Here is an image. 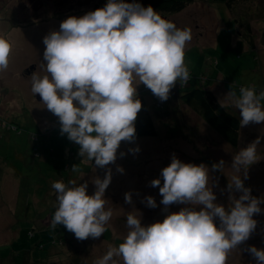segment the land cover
<instances>
[{"label":"rangeland","instance_id":"374dc122","mask_svg":"<svg viewBox=\"0 0 264 264\" xmlns=\"http://www.w3.org/2000/svg\"><path fill=\"white\" fill-rule=\"evenodd\" d=\"M97 2L0 0V36L9 38L13 44L9 66L0 72V264H94L106 254L109 245L118 246L122 242L128 231L126 216L133 206L142 214L145 225L163 220L168 214L160 203L159 187L163 186L161 171L172 162L173 154L182 162L204 163L210 169L221 159L230 167L236 152L264 137V122L250 123L241 127L239 142L233 145L181 99L179 82L166 101L140 84L138 94L148 100L158 135L122 141L116 161L104 168L95 166L94 159L83 160L78 155L80 146L70 141L67 134L61 135L59 118L39 101L42 99L39 94L32 93L31 76L35 72L41 77L47 74L40 67L46 64L44 37L54 29L59 30L70 16L95 11ZM244 3L238 12L241 14L242 8H248L253 14L248 18L258 43L255 48L243 35L245 26L237 23L225 2L196 0L167 17L177 27L192 30L185 58L193 80L189 81L190 87L199 76L212 77L211 88L218 100L231 90L232 84L237 94L243 86L255 85L258 93L264 90V0ZM29 68L35 69L30 75L26 73ZM227 108L239 115L235 107ZM13 123L17 126H12ZM136 147L139 152L129 151ZM257 151L264 156V139ZM74 165H78L79 171L71 170ZM118 167L124 171L119 172ZM109 168L112 180L105 198L106 209L113 210V217L108 231L99 238L81 241L64 225L53 229L51 220L57 202L52 183L87 182L91 195L96 191L92 181L96 177L103 179ZM226 172L232 175L230 168ZM210 176L217 202L227 207L228 176L219 170L210 172ZM156 178L161 179V185L152 187L150 182ZM244 184L251 189L252 196L264 200V159L249 167ZM128 192L132 193V204L125 202ZM149 195L156 199V208L142 202ZM239 195L240 192L235 193L237 198ZM184 206L173 204L169 212ZM261 209L253 216L257 220L256 229L230 253L227 264H256L245 249L253 245L264 249V202Z\"/></svg>","mask_w":264,"mask_h":264},{"label":"clouds","instance_id":"9594fccd","mask_svg":"<svg viewBox=\"0 0 264 264\" xmlns=\"http://www.w3.org/2000/svg\"><path fill=\"white\" fill-rule=\"evenodd\" d=\"M192 38L190 28L177 27L151 5L108 0L95 11L70 16L59 30L44 37L46 64L40 67L47 74L33 73L31 91L59 118L61 135L67 134L80 146L78 155L104 168L116 161L122 141L136 139L135 122L142 108L138 86L143 84L166 101L178 82L184 86L191 81L185 58ZM12 48L10 39L0 36V72L7 70ZM230 88L219 100L221 107H235L241 127L264 122V90L258 93L255 85L243 86L237 94L233 84ZM261 139L236 152L230 167L221 159L210 169L204 163L182 162L173 154L172 162L161 171L163 186L159 187L160 203L168 214L145 225L133 206L126 216L128 231L122 242L109 245L94 264H227L230 253L256 229L254 214L262 211L264 200L252 196L244 184L249 167L264 159L257 151ZM226 168L232 170L231 176ZM71 170L79 171L78 165ZM216 170L228 176L227 207L217 202L210 183V172ZM111 180L109 168L103 179L94 178L96 191L91 195L87 182H53L57 206L51 227L64 225L81 241L107 232L113 210L106 209L105 191ZM150 183L160 186L161 179ZM236 192L241 193L239 198ZM125 202L133 203L131 192L125 194ZM142 202L157 207L151 195ZM173 204L185 206L169 212ZM245 250L256 264H264V249L253 245Z\"/></svg>","mask_w":264,"mask_h":264},{"label":"trees","instance_id":"16d2710c","mask_svg":"<svg viewBox=\"0 0 264 264\" xmlns=\"http://www.w3.org/2000/svg\"><path fill=\"white\" fill-rule=\"evenodd\" d=\"M196 0H137L143 6L151 5L156 11L160 12L165 18L169 15L181 12ZM225 2L230 11L235 15L238 24L245 26V37L247 41L255 46V33L248 18L252 16V12L248 8H242L241 14L239 8L248 0H214ZM108 0H99L94 5V10L104 7ZM244 3V4H246ZM238 14V15H237ZM193 87L190 82L186 86L177 88L181 94V99L199 113L218 133H220L228 142L237 145L240 138V116L235 114L231 109L221 107L218 97L211 88L214 79L212 77L199 76L194 79ZM138 98L142 102V108L138 113L136 126V136L148 137L158 135V129L155 124L153 114L150 110L148 100L143 94H138Z\"/></svg>","mask_w":264,"mask_h":264},{"label":"flooded vegetation","instance_id":"af4514ba","mask_svg":"<svg viewBox=\"0 0 264 264\" xmlns=\"http://www.w3.org/2000/svg\"><path fill=\"white\" fill-rule=\"evenodd\" d=\"M0 10H1V9H0ZM34 70H35V69H34ZM34 70H33L32 68H29V69L26 70V73L30 75L31 72L34 71ZM39 101L42 102V99H39ZM12 126H17V125H16V123H15V124L13 123ZM15 128H17V127H15Z\"/></svg>","mask_w":264,"mask_h":264},{"label":"bare ground","instance_id":"6f19581e","mask_svg":"<svg viewBox=\"0 0 264 264\" xmlns=\"http://www.w3.org/2000/svg\"><path fill=\"white\" fill-rule=\"evenodd\" d=\"M13 22H14V21H13ZM15 22H16V21H15ZM15 22H14V23H15ZM11 23H12V21H11ZM12 25H14V24H12ZM23 27H24V26H23ZM52 27H53V26H52ZM20 28H21V26H20ZM54 28H55V27H54ZM24 29H25V27H24ZM24 29H23V30H24ZM9 30H10V29H9ZM54 30H55V29H54ZM16 31H17V29H16ZM24 31H25V30H24ZM12 32H13V31H12ZM10 34H12V33H10ZM10 34H8V35H10ZM13 41H14V40H13ZM15 41H16V40H15ZM117 189H118V188H117Z\"/></svg>","mask_w":264,"mask_h":264},{"label":"crops","instance_id":"0c3cea01","mask_svg":"<svg viewBox=\"0 0 264 264\" xmlns=\"http://www.w3.org/2000/svg\"><path fill=\"white\" fill-rule=\"evenodd\" d=\"M256 44H258V43H256ZM254 48H255V46H254ZM193 81V80H192Z\"/></svg>","mask_w":264,"mask_h":264},{"label":"built area","instance_id":"2783aa9c","mask_svg":"<svg viewBox=\"0 0 264 264\" xmlns=\"http://www.w3.org/2000/svg\"><path fill=\"white\" fill-rule=\"evenodd\" d=\"M184 86H186V85H184Z\"/></svg>","mask_w":264,"mask_h":264}]
</instances>
